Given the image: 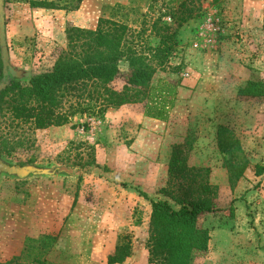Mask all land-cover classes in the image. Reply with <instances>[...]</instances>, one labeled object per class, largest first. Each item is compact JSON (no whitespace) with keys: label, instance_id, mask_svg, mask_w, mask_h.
<instances>
[{"label":"rangeland","instance_id":"374dc122","mask_svg":"<svg viewBox=\"0 0 264 264\" xmlns=\"http://www.w3.org/2000/svg\"><path fill=\"white\" fill-rule=\"evenodd\" d=\"M29 1L3 5L21 84L52 68L67 28L94 29L104 18L125 25L127 45L152 60V85L178 87L166 121L144 116L142 104L77 114L42 130L0 115V158L51 170L0 176V263L106 264L128 239L131 255L122 264H149L150 200L178 208L161 189L172 146L182 144L188 165L209 168L218 188V210L197 219L209 231L207 249L190 264H264V175H256L264 166V97L238 94L248 82H264V0H82L75 10L31 8ZM162 39L171 49L159 65L153 50ZM119 69L116 88L127 64ZM219 125L233 131L249 160L233 187L217 147Z\"/></svg>","mask_w":264,"mask_h":264},{"label":"trees","instance_id":"16d2710c","mask_svg":"<svg viewBox=\"0 0 264 264\" xmlns=\"http://www.w3.org/2000/svg\"><path fill=\"white\" fill-rule=\"evenodd\" d=\"M81 1L61 5L53 0H30L29 6L75 10ZM126 33L125 25L104 18L98 19L94 29L67 28L66 46L58 52L50 70L32 75L27 84H21L10 74L6 76L10 81L0 90V115L27 123L33 130H42L66 125L77 114L103 116L108 109L142 104L144 116L166 121L178 83L159 80L152 85L156 66L127 45ZM166 42L162 39L161 45L153 50L159 65L171 49ZM122 61L127 64V71L122 87L116 88L113 84L123 74L119 69ZM2 78L0 60V83ZM238 94L264 97V82H248ZM216 139L222 167L233 187L243 177L249 160L239 139L228 127L219 125ZM185 148L182 144L172 146L167 163V186L161 189L178 208L168 200H150L149 264H190L196 252L207 249L209 231L199 227L197 219L203 213L218 210V188L209 181V168L188 165ZM256 169V175H264V166H256ZM130 255V241L123 240L108 255L106 264H122ZM18 260L19 257H13L0 264ZM33 261L44 263L39 258Z\"/></svg>","mask_w":264,"mask_h":264},{"label":"water","instance_id":"95a60500","mask_svg":"<svg viewBox=\"0 0 264 264\" xmlns=\"http://www.w3.org/2000/svg\"><path fill=\"white\" fill-rule=\"evenodd\" d=\"M4 0H0V60L2 63L3 78L0 83V90L9 84V79H6L8 74L13 78L19 77V71L10 62L8 47L5 38V17H4ZM50 169H40L32 165L18 166L9 164L0 158V176L5 174L18 179H24L29 175L47 174Z\"/></svg>","mask_w":264,"mask_h":264}]
</instances>
